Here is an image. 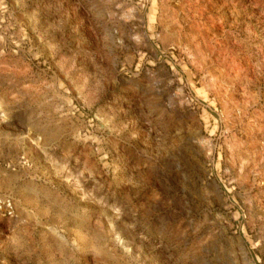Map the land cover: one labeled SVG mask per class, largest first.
Returning <instances> with one entry per match:
<instances>
[{"label":"rangeland","instance_id":"374dc122","mask_svg":"<svg viewBox=\"0 0 264 264\" xmlns=\"http://www.w3.org/2000/svg\"><path fill=\"white\" fill-rule=\"evenodd\" d=\"M0 264H264V0H0Z\"/></svg>","mask_w":264,"mask_h":264}]
</instances>
